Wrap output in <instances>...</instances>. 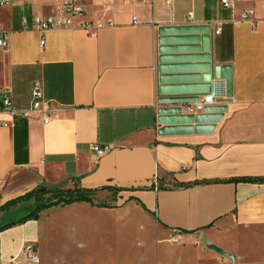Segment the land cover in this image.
<instances>
[{
  "label": "crops",
  "instance_id": "obj_1",
  "mask_svg": "<svg viewBox=\"0 0 264 264\" xmlns=\"http://www.w3.org/2000/svg\"><path fill=\"white\" fill-rule=\"evenodd\" d=\"M1 1L0 36L9 45L0 47V101L9 97L12 106L0 105V206L43 187L84 191L97 201L113 196L147 213L160 246L181 231L180 261L195 260L206 247L232 255L236 264H264V0H230V6L222 0H82L83 19L94 27L45 31L34 18L56 13L57 0ZM184 26L209 33L164 35L200 40L197 52L166 53L175 57L167 65L183 67L170 74H204V54L231 70L229 98L203 111L162 101L212 90L160 91V29ZM192 53L199 57L185 58ZM34 80L53 109L48 123L38 112L22 114L31 106ZM162 106H182L196 117L165 125L158 120ZM97 144L109 150L98 155ZM37 200L0 212V227L11 223L0 228V264H35L25 254L30 242L41 263L49 238L44 216L25 219Z\"/></svg>",
  "mask_w": 264,
  "mask_h": 264
},
{
  "label": "rangeland",
  "instance_id": "obj_2",
  "mask_svg": "<svg viewBox=\"0 0 264 264\" xmlns=\"http://www.w3.org/2000/svg\"><path fill=\"white\" fill-rule=\"evenodd\" d=\"M57 199L51 193L35 204ZM99 204L106 205L102 208L106 212H93ZM40 215L49 236L40 264H236L232 255L221 250L204 252L206 247L195 260L180 261L184 240L176 243L167 238L160 246V235L147 213L135 202L117 201L113 196L93 200L86 208L49 205ZM164 254L168 257L163 261Z\"/></svg>",
  "mask_w": 264,
  "mask_h": 264
},
{
  "label": "water",
  "instance_id": "obj_3",
  "mask_svg": "<svg viewBox=\"0 0 264 264\" xmlns=\"http://www.w3.org/2000/svg\"><path fill=\"white\" fill-rule=\"evenodd\" d=\"M198 27V26H184V27H176V28H167L163 27L160 29V34L162 35L160 37V47L159 51L161 53L160 56V91L162 94H177L181 92H190V93H197V92H208L211 90V88L214 85V82L216 84H222V82H225L228 92L230 93L231 90V83H232V77H231V70L228 65H222V64H215L213 65L211 63V58L209 55L204 54L201 57L204 61H206L205 64L199 66L201 67V71H204V74L200 76L196 75H181V74H173L170 72L174 70H183L182 66H174V65H167L166 62L169 60H173L175 57H169L166 55L168 52L172 51H185V52H197L199 51L198 42L199 37L197 36H188V37H181V36H164L168 33H171L174 31L176 34L180 33H197V32H203L208 36L209 31L207 29ZM208 37H203L204 43L207 41ZM177 43L176 46H170L166 45L169 43ZM185 43H189L188 45H183ZM197 43V44H195ZM204 51H208L206 47H203ZM199 55H196L195 53H192L190 56H187L185 58L188 59H195L198 58ZM195 66H188L187 68H193ZM186 79H190L192 81H199L203 80V83L200 84H187L186 86H180V85H174L168 83L170 82H184ZM198 97H194L193 99L183 97V96H168L163 97L162 101L164 103H190L195 100H197ZM207 109V108H206ZM195 114L192 113H183V107L182 106H162L159 109V117L158 120L161 123H164L165 125L173 126V127H179L181 124L186 123H192L194 119Z\"/></svg>",
  "mask_w": 264,
  "mask_h": 264
},
{
  "label": "built area",
  "instance_id": "obj_4",
  "mask_svg": "<svg viewBox=\"0 0 264 264\" xmlns=\"http://www.w3.org/2000/svg\"><path fill=\"white\" fill-rule=\"evenodd\" d=\"M8 0H2V4H6ZM82 0H57L59 3V9L56 13H52L46 17L36 16L34 18V25L45 31L48 29H59V28H84L89 29L94 27V23L83 19L86 16L85 7L81 3ZM224 5H232L230 0H222ZM193 17V12L189 13V18ZM246 17H249L246 15ZM80 19L79 22L77 20ZM111 24V21L109 22ZM221 27L216 29L219 33ZM45 42L44 39L41 40V45ZM9 45L6 37L0 36V47L7 48ZM32 102L31 106L22 111L23 115L30 116L33 112H38V117L42 119L43 123H48L51 120L50 113L53 110L51 103L44 99V92L42 84L39 80H34L32 83ZM229 98L227 87L225 82L222 84H216L212 87V90L208 93L203 94L198 97L197 100L187 103L185 106L191 111H203L207 107L214 105L218 100ZM0 105L6 108L12 106V100L9 97H4L0 101ZM98 155H103L109 150V146H102L97 144L95 147ZM183 233L181 231L174 233L171 236L173 242L183 241ZM26 258L31 263H39L40 256L38 254V248L34 242L27 243L25 246Z\"/></svg>",
  "mask_w": 264,
  "mask_h": 264
},
{
  "label": "trees",
  "instance_id": "obj_5",
  "mask_svg": "<svg viewBox=\"0 0 264 264\" xmlns=\"http://www.w3.org/2000/svg\"><path fill=\"white\" fill-rule=\"evenodd\" d=\"M52 192L53 194H56L58 196V199L54 202H50L48 204H42L38 207H36L35 209H33L31 211L30 214L27 215V217L25 219H30V218H38L39 216V212L40 210H42L43 208L49 206V205H55V204H71L74 202H89L93 204V198L91 197V195H89V193H86L84 191L81 192H74V190H70V191H66L65 193L61 190H49L46 189L45 187H43L42 189L39 188L37 190H34L30 193H28L25 196L19 197L18 199L14 200V201H10L7 204L1 205L0 206V212L4 209H6L7 207L15 204L16 202L20 201V200H26V199H30L31 197H36L37 199H40L42 196H44L45 194ZM10 224H6L0 228H5L7 226H10Z\"/></svg>",
  "mask_w": 264,
  "mask_h": 264
}]
</instances>
